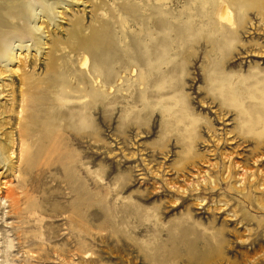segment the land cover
Listing matches in <instances>:
<instances>
[{"label":"rangeland","instance_id":"rangeland-1","mask_svg":"<svg viewBox=\"0 0 264 264\" xmlns=\"http://www.w3.org/2000/svg\"><path fill=\"white\" fill-rule=\"evenodd\" d=\"M83 1L82 33L110 38L86 67L78 4L26 85L3 72L17 147L0 169V264H264V193L245 176L264 180V0Z\"/></svg>","mask_w":264,"mask_h":264},{"label":"bare ground","instance_id":"bare-ground-1","mask_svg":"<svg viewBox=\"0 0 264 264\" xmlns=\"http://www.w3.org/2000/svg\"><path fill=\"white\" fill-rule=\"evenodd\" d=\"M10 1L11 0H0V97L4 98L5 92L7 90V87H5L7 84H5L2 80L4 71H7L11 74L18 73L20 75L21 86L26 85V69H28L30 63L28 62V60L31 57H34L36 60L39 59L40 56H44V54H46L43 53V49L49 48L47 42V40H49L48 37L50 33L58 27V24L55 22V20L57 18L63 17L64 11L70 10V5L78 6V4H80V6L82 7L80 9L81 15L75 14V16L70 19V25H72V29L69 34L72 41L70 48L80 57V65L86 67L88 63V57H94L96 51L101 52L109 44L110 38L105 36V34L103 33V29L100 26L97 27L95 25L93 26L92 24L89 26V33H87L86 35L82 33L84 26L83 20H85L84 17L86 15L87 8V3L83 0H15L16 2L13 6L9 5ZM95 3V7H99V3L97 1H95ZM38 4H40V8ZM92 15L96 17L95 9L92 10ZM217 17L219 20H226L231 22V14L227 10V6L224 3H222V5L218 8ZM21 19L23 20L20 21ZM51 51H53L52 46H50V51L47 53V58L49 60L52 59ZM154 51L156 53V50ZM153 61L155 63V60ZM49 67L50 65L47 64V68ZM133 70L134 69L132 68L130 71L133 73ZM106 72V74H110V71L108 69L106 70ZM82 76L84 75L82 74ZM21 93L23 94V88H21ZM7 111L8 110L4 109L2 112H0V114L3 113L4 115ZM23 112H25V109L21 107L20 113ZM23 118V116L19 117V121L17 123V130L19 132L20 160L24 159L29 152V145L27 143L26 128L25 124L23 123ZM7 123L8 122L3 117L2 122L0 123V169H3L12 161V157L15 153L14 149L17 147V138L15 131L13 129H10L9 131L4 132ZM228 169L229 167L226 169L227 173H229ZM227 173L222 176L224 179L227 177ZM0 175L2 176L3 173L0 172ZM243 176L240 175L237 177L238 179L239 177L242 179L240 182H238L237 180L234 181V188H242L243 186L241 187V185L246 176V178L249 180L247 182L251 183L250 185H253L256 189H261L264 193V182L262 183V181L264 180L255 181L256 179L254 180V176L252 174L251 176H248V174L244 177ZM202 181L203 183L208 182L209 185L212 184L211 187L213 186V184H215V181L213 182V178L209 176H207V179L204 178V180ZM1 183L4 184L3 186H5V188L8 187L5 185V180H3ZM190 187H192V185ZM240 188L238 191H240ZM7 190L8 191L5 192L4 199L8 201V205L11 207V209L18 213L20 211V209L18 208L21 197L18 194H15L12 189ZM243 190L244 188L242 189V191ZM225 204L226 202L223 205ZM231 211L233 212L232 209ZM235 215L236 214H234V216Z\"/></svg>","mask_w":264,"mask_h":264}]
</instances>
